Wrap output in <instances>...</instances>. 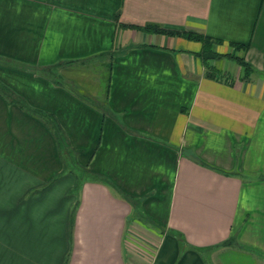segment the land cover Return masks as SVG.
Returning a JSON list of instances; mask_svg holds the SVG:
<instances>
[{
  "label": "crops",
  "instance_id": "0c3cea01",
  "mask_svg": "<svg viewBox=\"0 0 264 264\" xmlns=\"http://www.w3.org/2000/svg\"><path fill=\"white\" fill-rule=\"evenodd\" d=\"M148 24L248 44L253 70L207 77L199 42ZM0 83L82 171L0 92V264H264V0H0Z\"/></svg>",
  "mask_w": 264,
  "mask_h": 264
},
{
  "label": "trees",
  "instance_id": "16d2710c",
  "mask_svg": "<svg viewBox=\"0 0 264 264\" xmlns=\"http://www.w3.org/2000/svg\"><path fill=\"white\" fill-rule=\"evenodd\" d=\"M141 28L147 32L181 36L188 40L199 42L201 44V49L199 52L196 53V55L204 64L206 69L205 75L207 77L217 78L218 80H221L227 84H233L235 75L224 73L216 65L210 63V61L215 60L219 57H225L229 60H232L239 69V74L237 76H239L241 79L248 78V76L253 70L250 64L245 61L243 56V52H245V50L247 49L248 44L230 42L228 45L231 49H235V52L228 51L225 53H220L216 50L215 47L221 44L222 40L217 38L205 36L203 34L192 31L167 30L154 24H148ZM114 53L115 51H109L106 53V55L112 57ZM50 68L51 66H46L39 67L36 70L39 71L41 74L47 76ZM56 82L58 84H61L59 76L56 77ZM104 82L105 90L107 91L109 86V75L106 76ZM0 92H2L8 98V100L17 103L22 109H24L28 113L41 117L49 126L55 138L60 157L63 161V171H79L82 173L81 166L76 160L77 150L71 146L65 130L63 129L57 117L53 113H49L42 109L30 106L20 95L15 94L10 88L1 83ZM229 240L225 242H229Z\"/></svg>",
  "mask_w": 264,
  "mask_h": 264
},
{
  "label": "rangeland",
  "instance_id": "374dc122",
  "mask_svg": "<svg viewBox=\"0 0 264 264\" xmlns=\"http://www.w3.org/2000/svg\"><path fill=\"white\" fill-rule=\"evenodd\" d=\"M228 51L231 52H235V49H231L230 47L228 48ZM211 64L216 65L218 67H220L221 71H223L224 73H226V71H224L225 69L229 68V70L232 72L233 75H235L233 72H236V64L232 61L229 60L225 57H219L215 60L210 61ZM54 68V69H53ZM50 73L53 76H56L57 74V69L56 67H52L50 69ZM58 75V74H57ZM75 172H70L72 175H75ZM218 255H210V256H206L207 259V264H218L217 260L219 259L220 262H224L225 264L229 263V264H255V262L251 261V255L241 252L239 250H234V249H230V250H226L224 252H217Z\"/></svg>",
  "mask_w": 264,
  "mask_h": 264
}]
</instances>
